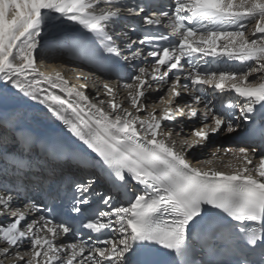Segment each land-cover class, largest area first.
<instances>
[{"label":"snow or ice","instance_id":"6c2138e0","mask_svg":"<svg viewBox=\"0 0 264 264\" xmlns=\"http://www.w3.org/2000/svg\"><path fill=\"white\" fill-rule=\"evenodd\" d=\"M137 17L144 25L140 35H132L135 26L115 34L117 20ZM65 22L74 26L72 32L53 31ZM38 51L125 62L146 51L154 63L150 70L136 68L132 82L123 84L131 105L126 108L108 83L103 88L110 98L93 102L87 84H70L60 71H41ZM0 83L62 121L98 154L112 185L131 180L141 187L127 204L117 205L111 190H95V177L70 179L75 216L71 222L58 219L51 205L28 194L44 180L43 173H32L38 179L27 181L20 175L33 167L37 140L20 129L15 97L0 92V159L19 148L11 165L17 175L9 179L5 163L0 180V256L11 255L10 264H158L157 251L170 255L171 264H264V155L251 145L224 148L239 162L229 161L234 170L227 173L201 170L187 159L188 152L207 147L220 134L227 139L243 133L264 142V0H171L162 9L152 0H132L130 6L123 0H0ZM165 86L161 114L153 107L147 118L137 115L146 108L148 93ZM189 86L191 102L176 104L181 88ZM208 90L222 98L220 112ZM201 103L202 113L196 106ZM185 116L201 126L177 151L172 130L162 133V124ZM9 132L13 145L5 148ZM42 149L50 159L59 155L47 144ZM220 151L217 145L203 163L213 165ZM46 191L53 203L60 195L51 185ZM94 198L99 204L90 208ZM72 233L74 242H60Z\"/></svg>","mask_w":264,"mask_h":264},{"label":"bare ground","instance_id":"6f19581e","mask_svg":"<svg viewBox=\"0 0 264 264\" xmlns=\"http://www.w3.org/2000/svg\"><path fill=\"white\" fill-rule=\"evenodd\" d=\"M68 23L65 22L61 25H58L57 29L53 31H61L63 32L67 27ZM255 27V26H254ZM254 27L252 29H248L247 34L251 35L254 31ZM115 33L120 34L123 32L120 28L116 27ZM123 54L127 55V52ZM37 58V66L44 72H54L60 71L66 79L73 85L87 84V92L86 94L92 99L93 102H98V100L107 101L110 97L105 94V90L103 88L104 83H108L112 85L116 92V100L121 103L123 107L131 108L130 103L127 102V92L128 90L123 87L125 83L122 80H111L107 79L101 75L91 73L87 71L82 65H79L77 62L67 60L63 54H52L48 53L45 56L41 55V51L36 53ZM144 66L150 70V66L148 63H141L138 67ZM137 67V68H138ZM79 73H82L86 79H82L79 77ZM135 74V73H134ZM157 85L153 83V89H156ZM0 92H5L7 94H11L15 97L16 106L18 108V117H19V127L22 129L36 131L42 135L46 136H54V135H65V134H73L69 128L63 124L62 121L58 120L51 113L48 112L47 108L44 105L39 104L38 102L31 101L30 99L23 97H16L14 90L11 89V86H6L3 83H0ZM164 92V88L161 91H150L146 98H144V103L146 108L142 110L140 113H137L141 118H147L148 113L152 111L153 107L156 108V114H160L161 104L159 101L160 93ZM105 110H110L105 105ZM135 112L134 109H132ZM33 120L35 122H29ZM192 125L186 118H180L178 123L169 124L166 123L164 127L161 129L162 133H166L169 129L172 130V139L175 140L176 150L180 151L182 148V142L185 138L191 137V129ZM179 133V135H177ZM0 135H3L0 133ZM222 134L219 135V137ZM13 144L12 133L9 132L6 136V143L4 145L10 146ZM171 143V141H169ZM234 144V143H233ZM234 146L238 147V144H234ZM210 147H212L210 149ZM216 147L215 142H211L207 149L205 148H196L187 153V159L194 167H199L201 170H205L210 167H214L223 172H231L234 169L232 167H228L229 161H232L234 165H238L239 162L233 160L230 155H225L222 153L219 155L217 161L213 165L204 164L203 161L211 158V152ZM258 163L254 161V164ZM251 167V166H250ZM93 177H96V173L94 171H89ZM254 174V173H253ZM132 187H135L134 184H131ZM4 220H7L8 217H4ZM2 243V242H0ZM14 251V250H13ZM12 256L5 258L0 256V260L4 261V264H10Z\"/></svg>","mask_w":264,"mask_h":264},{"label":"rangeland","instance_id":"374dc122","mask_svg":"<svg viewBox=\"0 0 264 264\" xmlns=\"http://www.w3.org/2000/svg\"><path fill=\"white\" fill-rule=\"evenodd\" d=\"M29 122H35V121H33V120H30Z\"/></svg>","mask_w":264,"mask_h":264}]
</instances>
